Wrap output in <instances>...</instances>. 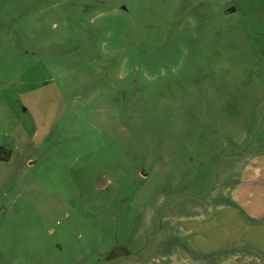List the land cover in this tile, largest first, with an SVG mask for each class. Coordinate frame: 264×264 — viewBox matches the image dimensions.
<instances>
[{
	"label": "rangeland",
	"instance_id": "374dc122",
	"mask_svg": "<svg viewBox=\"0 0 264 264\" xmlns=\"http://www.w3.org/2000/svg\"><path fill=\"white\" fill-rule=\"evenodd\" d=\"M263 142L264 0H0V264H264Z\"/></svg>",
	"mask_w": 264,
	"mask_h": 264
},
{
	"label": "crops",
	"instance_id": "0c3cea01",
	"mask_svg": "<svg viewBox=\"0 0 264 264\" xmlns=\"http://www.w3.org/2000/svg\"><path fill=\"white\" fill-rule=\"evenodd\" d=\"M235 158H239L235 170L237 176L234 181L229 176L231 203L235 207L248 208V214L264 220V142L258 153L241 152ZM232 169L235 168H230L229 173H232Z\"/></svg>",
	"mask_w": 264,
	"mask_h": 264
},
{
	"label": "trees",
	"instance_id": "16d2710c",
	"mask_svg": "<svg viewBox=\"0 0 264 264\" xmlns=\"http://www.w3.org/2000/svg\"><path fill=\"white\" fill-rule=\"evenodd\" d=\"M3 147H0V159L7 160L9 157L10 152L8 151L6 154H3Z\"/></svg>",
	"mask_w": 264,
	"mask_h": 264
},
{
	"label": "water",
	"instance_id": "95a60500",
	"mask_svg": "<svg viewBox=\"0 0 264 264\" xmlns=\"http://www.w3.org/2000/svg\"><path fill=\"white\" fill-rule=\"evenodd\" d=\"M104 185H106V180L103 178H100L97 182V186L98 187H103Z\"/></svg>",
	"mask_w": 264,
	"mask_h": 264
}]
</instances>
